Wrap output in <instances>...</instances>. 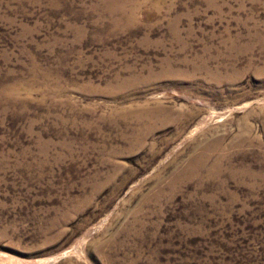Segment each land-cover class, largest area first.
<instances>
[{
	"label": "rangeland",
	"instance_id": "374dc122",
	"mask_svg": "<svg viewBox=\"0 0 264 264\" xmlns=\"http://www.w3.org/2000/svg\"><path fill=\"white\" fill-rule=\"evenodd\" d=\"M0 264H264V0H0Z\"/></svg>",
	"mask_w": 264,
	"mask_h": 264
}]
</instances>
